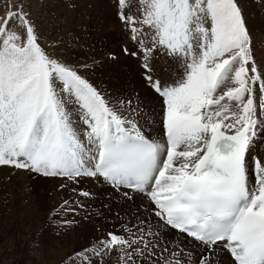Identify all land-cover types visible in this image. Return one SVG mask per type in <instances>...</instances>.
<instances>
[{"label":"snow or ice","instance_id":"obj_1","mask_svg":"<svg viewBox=\"0 0 264 264\" xmlns=\"http://www.w3.org/2000/svg\"><path fill=\"white\" fill-rule=\"evenodd\" d=\"M116 4L137 49L124 52L141 59L148 86L162 100L165 142L149 139L62 56L42 47L24 0H3L0 166L59 178L62 189L84 198L91 193L75 186L102 178L127 199L143 196L158 223L203 246L195 260L165 247L168 257L152 264H264V161L248 162L264 133V91L257 104L253 87L264 77L255 75L238 0ZM158 54L182 73L157 74ZM84 207L65 199L50 216ZM133 227L107 232L62 264H105L113 254L120 264H142L137 257L156 256L158 245L145 239L157 234L151 225L147 232Z\"/></svg>","mask_w":264,"mask_h":264},{"label":"rangeland","instance_id":"obj_2","mask_svg":"<svg viewBox=\"0 0 264 264\" xmlns=\"http://www.w3.org/2000/svg\"><path fill=\"white\" fill-rule=\"evenodd\" d=\"M2 4L3 0H0V7ZM238 4L246 17V25H255L250 20L251 16L264 22V0H238ZM24 7L37 25L40 43L49 54L62 56L82 77L90 79L89 83L94 87L102 86L99 88L105 91L107 99L118 96L120 101L122 96H127L134 101L136 98V106L140 109L141 102L138 100L148 94L150 109L146 110L147 114L149 112L151 121H156L158 128H162V100L148 86L141 59L124 52L125 48L129 51L137 49L127 26L119 19L116 0H24ZM158 56L155 58L157 74L164 68L165 72L170 70L175 76L179 65L166 64L162 60L164 55ZM164 78L167 79V76ZM109 82L111 84L106 87L104 84ZM141 113L144 115V110ZM136 114L139 111L128 112V115ZM253 157L254 154L249 155V163L253 164ZM16 172L13 168L0 166V264H58V259L64 261L67 254L96 243L107 232L115 229L117 231L114 232H119L108 222H99L103 227L91 225V232L84 230L88 217L83 209L66 217L50 216L52 208L64 201L51 195V186L56 185L51 181L53 178L21 171L31 182H38L35 190L28 188L32 194L30 199L21 196L23 191ZM64 219L74 220L75 223L65 225ZM79 230L86 233L83 235L85 238L79 239L78 234L75 235ZM118 260L120 262L119 254H113L105 258V264H120Z\"/></svg>","mask_w":264,"mask_h":264},{"label":"bare ground","instance_id":"obj_3","mask_svg":"<svg viewBox=\"0 0 264 264\" xmlns=\"http://www.w3.org/2000/svg\"><path fill=\"white\" fill-rule=\"evenodd\" d=\"M250 20L253 21L255 24L254 26H252L253 24L251 23L249 25H246L250 36L251 54L253 56L255 65L258 69L255 75L264 77V22L257 21V19H255L252 16L250 17ZM157 57L159 56L157 55ZM162 60L167 62L166 64H169V58L162 56ZM182 71L183 69L180 68L179 66L175 71L176 75L182 73ZM87 80L90 81V79ZM108 84L110 85L111 82L105 83L104 85L108 87L107 86ZM99 87L102 86L98 85L97 90H99L104 96H107V94L104 93L105 91H103ZM253 87L255 88V92H256V102L257 104H259L261 99V93L262 91H264V79H258L253 85ZM113 94L114 96L117 95L115 93ZM106 98H108V96ZM118 98L119 97L117 96L115 99L111 98L108 100H110L112 103H115V106L119 108L121 111H123L126 117L136 120V122L139 124L144 134L151 136L149 139L158 138L157 140L161 142L160 137L162 136V128L161 127L160 129L158 128L156 121H151L150 118L151 115L149 116L148 115L149 112L147 114L146 111L148 110L150 104L149 95L146 94V96L143 99L141 98L138 100V102H141L140 109L136 106L137 104L135 103V101H137L135 100L136 98L134 99V101H132L131 108H136L138 109L136 111H139V114L136 115H128V112H131V109L129 108L127 102L131 101V99L129 100L127 96L126 98L122 96L119 101ZM142 110H144L145 113L144 115H140L142 114L141 113ZM76 123L79 122L76 121ZM80 127H83V125H80ZM250 154H254L256 158H259L260 160L264 161V133L257 135L255 145ZM249 165L252 166L253 164L249 163ZM13 170L17 171L15 169ZM21 171L16 172L17 177L19 178V185L22 188L21 191H23L21 193V196L23 195L26 196L27 198L30 197L31 199L32 194H30L28 188L31 190H35L34 186L36 187V183L38 182H31L30 179L28 177L26 178L24 173H22ZM10 181L14 182V179H10ZM51 181L52 183L54 182L56 183V185L54 184L53 186H51L52 196H56L57 198H59V200L61 198L62 200L71 199L72 201L76 199L78 203L85 204V207L83 208L82 211L85 212L84 215L87 216L88 218H87V222L85 221L86 223H84L83 225L84 227H86L84 230L91 232V230H89L91 229L89 228L91 225L102 226L100 225L99 222H103L104 224L108 222L107 224L114 225L119 230L118 233L120 232L123 233L122 229L125 225L134 226L132 228L133 231H135L137 227H143L146 232L149 231V225H151L150 231L157 234L155 236H146L145 239L147 241H150L152 244L158 245L156 249L157 255L153 257H148V256L137 257L136 258L137 261H142V264H152L153 260L161 259V254L163 255L164 258H167L169 253L167 252L162 253V249H164L165 247H167L169 251L182 250L184 256L186 258L190 257L192 260H195L196 257L199 256L201 252H203V248L199 244L194 243L188 239H184V237L180 236L178 233L171 231L168 228L162 226V222L158 223V219L153 214H151V209L150 207H148V201L143 196H136L135 194H132L134 198L127 199L123 196V191L125 190L122 189L120 192H117L110 185L105 183L102 178L98 179V178L85 177L81 180V182L78 185L75 186L78 190L88 191L91 193V196L89 198H84L78 195H73L70 190L62 189L61 184L63 183V181L59 180V178H55V179L53 178L51 179ZM11 188L13 187L11 186ZM25 190L28 192H25ZM10 191L14 193L12 189H10ZM51 205L52 204H50V206ZM48 206L49 205H47V207ZM141 220H146L147 223L141 225L140 224ZM82 231L83 230L81 231L79 230L78 233H75V235L78 234L79 239L85 238L83 237V235H86V233ZM75 239L76 238H74V240ZM74 240H72L71 242H73ZM178 243H179V248H177ZM114 259H116V257ZM62 262L63 260L61 259L60 260L58 259V261H56V263L58 264H62ZM161 264H164L163 260H161Z\"/></svg>","mask_w":264,"mask_h":264}]
</instances>
